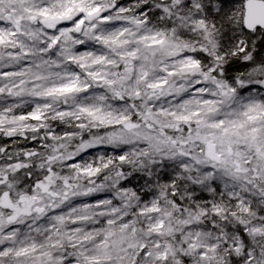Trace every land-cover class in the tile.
Masks as SVG:
<instances>
[{"label":"snow or ice","instance_id":"6c2138e0","mask_svg":"<svg viewBox=\"0 0 264 264\" xmlns=\"http://www.w3.org/2000/svg\"><path fill=\"white\" fill-rule=\"evenodd\" d=\"M0 264H264V0H0Z\"/></svg>","mask_w":264,"mask_h":264},{"label":"trees","instance_id":"16d2710c","mask_svg":"<svg viewBox=\"0 0 264 264\" xmlns=\"http://www.w3.org/2000/svg\"><path fill=\"white\" fill-rule=\"evenodd\" d=\"M26 146H29V147H31V146H33V145L29 144V145H26Z\"/></svg>","mask_w":264,"mask_h":264},{"label":"rangeland","instance_id":"374dc122","mask_svg":"<svg viewBox=\"0 0 264 264\" xmlns=\"http://www.w3.org/2000/svg\"><path fill=\"white\" fill-rule=\"evenodd\" d=\"M122 2H127V0H122Z\"/></svg>","mask_w":264,"mask_h":264}]
</instances>
